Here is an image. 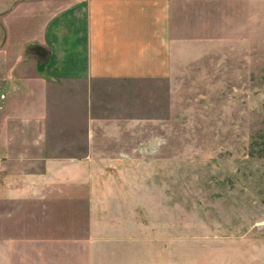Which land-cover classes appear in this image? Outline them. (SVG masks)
Masks as SVG:
<instances>
[{"label":"crops","instance_id":"0c3cea01","mask_svg":"<svg viewBox=\"0 0 264 264\" xmlns=\"http://www.w3.org/2000/svg\"><path fill=\"white\" fill-rule=\"evenodd\" d=\"M256 1L72 0L14 55L0 22V264H155L93 212L160 160L167 83L249 49Z\"/></svg>","mask_w":264,"mask_h":264},{"label":"rangeland","instance_id":"374dc122","mask_svg":"<svg viewBox=\"0 0 264 264\" xmlns=\"http://www.w3.org/2000/svg\"><path fill=\"white\" fill-rule=\"evenodd\" d=\"M71 2L0 0V13L12 11L0 22L13 55ZM180 78L167 83L160 160L114 180L123 193L101 195L93 214L138 221L155 264H264V0L252 5L249 49L222 51Z\"/></svg>","mask_w":264,"mask_h":264},{"label":"built area","instance_id":"2783aa9c","mask_svg":"<svg viewBox=\"0 0 264 264\" xmlns=\"http://www.w3.org/2000/svg\"><path fill=\"white\" fill-rule=\"evenodd\" d=\"M0 173H1V166H0Z\"/></svg>","mask_w":264,"mask_h":264}]
</instances>
